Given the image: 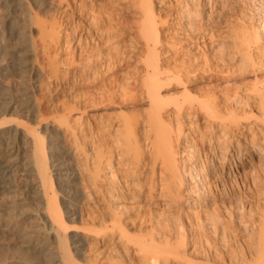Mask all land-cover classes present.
I'll return each mask as SVG.
<instances>
[{
    "label": "rangeland",
    "instance_id": "rangeland-1",
    "mask_svg": "<svg viewBox=\"0 0 264 264\" xmlns=\"http://www.w3.org/2000/svg\"><path fill=\"white\" fill-rule=\"evenodd\" d=\"M140 3L0 0V104L14 102L19 108H30L22 113L14 109L6 116L21 126L22 132L20 152L14 158L20 163V171L9 172L13 184L0 193V264H49L50 257L62 250L61 240L68 246L73 264H150L144 259L148 249L140 250L139 242L154 244L150 248L160 254L157 264H257L258 235L264 228V37L254 33L255 27L264 23V0H151L161 30L162 61L173 68L179 65L176 69H191L198 77L190 82L188 93L185 84L177 80L160 89L168 112L173 117L176 103L182 104L188 96L203 98L205 94L216 100L219 113L209 117L186 112L185 118L179 119L177 127L185 132L173 148L179 176L168 184L170 172L163 164H156L159 187L154 190L149 186L153 166L149 160L136 163L141 151H122L113 146L114 173L105 168L100 178L115 174L114 182L120 187L117 201L134 217L127 229L138 243L118 241L122 232L117 228L111 232L113 229L106 226L111 209L109 202L101 198L94 178L97 139L104 133L112 143L110 135L117 138L123 132L119 118L134 119L132 112L136 111V117L146 119L147 109L149 112L145 91L139 86L147 51L140 33L141 25L146 23ZM162 19L166 25L161 24ZM108 68L121 77L112 79L127 87L125 91L117 87L112 100L94 108L88 100L97 95V87L93 86V76L87 78L84 73L89 70L90 75V71L99 69L105 72ZM112 79L107 81L114 82ZM95 83L101 87L98 80ZM130 93L136 95L135 100ZM228 114L236 122L228 138L218 136ZM112 120L118 128L110 131L107 128ZM34 128L39 136L44 134L48 169L60 161L68 162L76 172L74 177L71 175L70 185L65 184L64 175L60 179L57 174L53 176L65 222V229L57 234L52 233L50 221L44 223L40 218L46 204L30 196L25 187L24 179L36 180V174L26 175L24 170L25 149L31 147L28 129ZM85 139L91 156L88 166L81 158ZM225 139L231 141V146L216 148L218 140ZM192 143L201 161L215 164L200 189L194 186L193 175L184 173L190 168L186 153ZM4 147L1 142L0 150ZM114 182L106 178L101 182L102 190ZM20 213H27L28 219ZM13 220L20 224L11 225ZM24 237L38 243L43 252L25 246ZM76 240L85 243L78 252Z\"/></svg>",
    "mask_w": 264,
    "mask_h": 264
},
{
    "label": "bare ground",
    "instance_id": "bare-ground-1",
    "mask_svg": "<svg viewBox=\"0 0 264 264\" xmlns=\"http://www.w3.org/2000/svg\"><path fill=\"white\" fill-rule=\"evenodd\" d=\"M140 2H141L140 6L143 8V11H144L143 13H145L144 15H146L145 16L146 23L141 25V28H140L141 32L140 33H142L144 36L147 51H146L145 57L143 59V61L146 64L145 65V71L141 72L140 79L139 78L138 79H139L140 84H141L139 86L140 87L143 86L142 90L144 89L143 91H145V100L147 101V103L149 105V107H148L149 112L147 109L148 115L146 116V119H140V118L135 116L137 114L136 111L132 112L135 110L134 109L135 107H133L131 112H132V114L135 113L134 116L132 117L134 119H125V117L119 118V121L122 124V130L124 133L121 132L120 134H122V135L117 137V138H114L112 136V134L110 135V138L107 137L110 139V141H112V143H110V142L108 143V140L103 135L104 133L100 134L101 138L99 136V138L97 139L98 140V153L96 156V166H95V172H94V178L96 180H98L99 185L98 184L97 185L99 186L98 191L100 193V196L102 199H105L109 202L110 209H111V217L109 220L110 223L107 224L106 226L113 229V231H111V232H114L115 231L114 229H116V228L119 232H122V234L119 237H117V240L118 241L124 240L126 242V245H130L131 243H133V244L138 243L134 239V237L128 233V229H127L129 221L132 222L135 219L131 215V213H126L124 211V205L119 203V201H117L118 200L117 191L119 190L120 187H118V184L116 182H114L115 174H111V172L109 171L111 175H109L108 177L105 176L103 179L100 178V176H102L105 168L110 169V170L114 169V161H115L114 157L115 156L113 154V146H115L116 148L119 147L120 150H122V151H126L127 149H134L136 151L137 150L141 151V156L138 157V159L136 160V163L139 164L140 162H144L146 160H149L148 163L153 166L151 173H150L151 178L149 177L151 180V183L149 182V186H150V189L154 190L156 187L157 188L159 187V184H158L159 182H158L157 178L155 177V172H156L155 171V165L156 164H158V163L163 164L164 168L170 172V174H169L170 179L168 180V184H171V182L174 183L179 176L180 171H179V167H178V164L176 162L175 154H174V150H173V148L176 146V142L181 137H183V135L185 133L182 129L183 127H179V125L177 127L176 123L178 121H180L179 119L182 116H183V118H185L184 116H185L186 112H190V113L195 112V116H197V114H205L206 116H209V117L215 116L216 114L219 113V107L216 104V100L214 101V99L209 98L211 96H209L208 94H207V96H209V97H205V94H204L203 98H199V97H197V95L195 97V95H194V97L188 96L189 98L186 99V96H184L183 98H185L186 100L183 99L184 102L182 104L176 103V106H174V107H176V109H175L176 111H174L176 114L174 113L175 115H173V117H172V113L168 112L169 107H168V105H166L162 101L161 95H160V89L164 85L171 83V81L177 80V81H180L181 83L185 84V86H184L185 90H186V92L187 91L189 92L188 87L190 85V82L194 79L196 80L198 77L196 76V73H194V71H191V69L189 70L188 67H187L188 70H185V67L183 68V66H181V68L176 69V67H178L179 65H177L175 68H173V67H169V65H166V63L162 61V59H161L162 53L159 51L160 50L159 45L161 43L159 37H160L161 30L158 27L159 22L157 21L155 12L153 11V6L150 3L151 0H140ZM160 22H161V24L166 25L167 21L162 19V20H160ZM95 29H97V28H94V30ZM193 30H191V31H193ZM184 31H186V29H184ZM254 34L257 36L264 37V23L259 27L258 26L255 27V33ZM101 37H102V35H101ZM116 48L118 50V47H116ZM117 50H116V52H118ZM23 51H25V50H23ZM84 52H85V50H84ZM22 53H24V52H22ZM123 55H125V53H123ZM0 56H1L0 57V65H1L2 60H3V54L1 51H0ZM124 57H126V56H124ZM112 69L115 71L114 67ZM112 69L108 68L107 69L108 71L106 70L105 72H101L100 69L96 70L97 72L96 71L95 72L90 71V75H88L89 70L87 73L86 72L84 73V77L89 78V77L93 76L94 81L92 80V78H90V79L94 82V84L92 82L93 86L97 87L96 88L97 89L96 90L97 95L93 94V95H95L94 96L95 98L92 96L93 98L92 99L90 98L91 100L90 99L88 100V105L95 106L94 108H96V107L99 108V106L101 107L103 105V103L105 104V100H110V99L112 100L113 97H115L114 95H116L115 92L117 91V90L115 91V89L117 87L119 88V86H122V88L125 91L127 84L122 85V81L120 79L119 80L121 82L116 83L118 81H115L114 79L117 80V76H119V74L117 75L115 72H113ZM110 70H112V72ZM135 73L138 74L139 72L138 73L135 72ZM121 75H123V74H121ZM132 75H130V76H132ZM112 77L114 79H112ZM133 77H131V78H133ZM108 79L109 80L112 79V81L114 80L115 83L111 82V81H107ZM138 79H137V81H138ZM91 80H89V81L91 82ZM97 80L99 83H101V87H99L98 85H95V84H97V83H95V82H97ZM184 80H186L187 83H184L183 82ZM137 81H135V82L137 83ZM139 81H138V83H139ZM84 82H86V81H84ZM191 84H192V82H191ZM128 87H130V85ZM131 88H134V87H131ZM123 89H122V92H123ZM129 90H130V88H129ZM133 90L134 89H131L130 92H132ZM93 92H94V89H93ZM133 92H132V94L134 95ZM86 93H85V96L87 98L88 95ZM125 93L126 92H124L122 94L124 95ZM132 94L130 93L129 96H131ZM133 95H132V97H134ZM123 98H127V97H123ZM129 99L131 100V98H129ZM135 99H136V95L134 98H132V100H135ZM126 100H128V99H126ZM14 109H17V111L19 110V112L22 113L25 111L27 112V110L29 111L30 108L27 109L26 105L20 106V108H19V105L15 104L14 102L13 103L9 102L4 106L2 104H0V143L3 142L5 144V147L0 150V193L7 191V189L11 188V186L13 184V182L11 181L12 179L10 178L9 172L10 173L12 172L13 174H17L20 171V169H19L20 163L18 161L16 162L14 160V158H16L20 152V150H19V147H20L19 137L20 136L19 135H21L20 133L22 132L21 126H19L18 124H15L12 119H9L6 117L7 114H9V112H12ZM123 112L124 111H122V113ZM125 112H127V116L131 115L130 112H129V114H128V111H125ZM122 113L119 112V114L121 116H123V114H125V113H123V114ZM120 115H118V116H120ZM165 115H168V118H165L164 117ZM227 116L228 117L226 118V123L224 124L223 128L220 129V131H218V133H219L218 136H227V138H228L229 132L233 126L232 124H233V122H236V121L230 120L232 118L231 114L230 115L228 114ZM262 120L264 121V114L262 116ZM106 124H108V123H106ZM133 125H140L142 127L141 128L142 130L141 129H139V130L133 129L132 128ZM175 125L177 128L175 127ZM102 126L105 127L104 124ZM107 126L108 125H106V127ZM83 127L84 126H82V128ZM103 127L101 128L99 126V128L105 129ZM111 128H118L116 121L112 120L110 123V126H109V128H107V130H110ZM101 129H100V131L105 132L104 130H101ZM28 130H29L28 132L30 133V136H29V133L28 132L27 133L31 139V147L29 146L30 149H28V150H27V148L25 149L26 150L25 156H27V166L24 170H25L26 175H35L36 174V177H35L36 180L24 179V180H26L25 181V185H26L25 187L28 189L30 196H32L33 198L38 199V200H40V202H44L46 204L45 212H42V213H44V215L42 214V216L40 218L44 223H48L50 221L51 225H52V226L50 225V229H51L52 233L57 234L59 232H62V230L65 229V222L63 219L64 213L61 210V208L58 204V201L56 199V195L58 194V192L53 187V176H54V174H57L58 175L57 179H60L64 175V177L62 179L65 178V181L67 182L65 184L70 185L71 184L70 183L71 177L72 176L74 177L76 172L73 171L74 169L71 168L72 166L69 165L68 162H67V164H65V163L60 162V161L53 163L51 165L52 169L49 170L47 167L48 162H47V156H46L45 146H44V142H45L44 137H43L44 134L39 136V134H38L39 131L36 128L28 129ZM83 130H85V127ZM85 132H86V130H85ZM84 135H86L85 137H87L86 133ZM116 135H115V137H116ZM28 136L26 138H28ZM23 139H25V138H23ZM87 143L88 142L85 139L81 144V154H82L81 158L83 159V162L86 166H88L89 160L91 159L90 158L91 156L88 152ZM109 144H111V145H109ZM142 144L146 145L147 148L145 147V150L142 148ZM223 146L224 147L226 146V148H229L231 146V141L229 139H225L224 141L218 140V143L216 144V148L220 149V148H223ZM259 146L256 148H259ZM119 148H118V150H119ZM142 150H144V151H142ZM228 150L229 149L226 150V154L228 153ZM197 153H198L197 147H196L195 143H192V147L188 150V153H186L190 168H187V169L185 168L184 173L186 171L187 172L189 171L190 174L189 173L188 174L193 175L192 178L194 180H192V181H194V186L198 187L200 189L204 185L203 184L204 178H207V176L215 170L214 169L215 164L214 165L211 163L206 164L204 161H201L200 155L199 154L197 155ZM121 154H124V153H121ZM23 157L24 156H22V158ZM136 169H139V167H137ZM70 170H72V171H70ZM141 171H143V170H141ZM199 172H201V175L199 174ZM113 173H114V170H113ZM132 175L134 176V174H132ZM106 178L110 179L114 183H113L112 187H107L105 189V191H103L101 188V182L103 180H105ZM187 183H188V181H187ZM183 184H184V182H183ZM167 187H168V185H167ZM167 189H171V188L169 187ZM198 200H203V199L200 198ZM20 214H22V217L24 218L27 213H20ZM103 214H104V210L101 208L100 209V216L102 219H104ZM27 219H28V217H25V220H27ZM10 223H11V225H15V226L20 224V222H16L15 220L10 221ZM118 228H121L122 230L118 229ZM123 230L125 231L124 233H123ZM88 233L86 231H84V234H88ZM23 242L25 243V246L32 247L34 250H37L39 253L43 252V250H42L43 248H40V245L38 243H34L31 240L26 241L25 237L23 238ZM60 242L64 243L62 245V250H60L59 253L55 252V254L56 253L57 254L56 255L54 254L55 255L54 257H52V256L50 257L49 264H73V259L71 257V252L69 251L68 246L66 245V243L63 240H61ZM75 244L76 245H74V246L76 247L77 252L81 251L85 245V243L80 241V240H76ZM138 244H140V250L145 251V249H148L146 251L145 257H144L145 261H147L150 264L159 263L160 254H158L155 249L150 248L152 246L154 247L153 243L151 244V243L139 242ZM258 246H259V249H258V253L256 256L257 264H264V228L261 229V232L258 235ZM32 254H34V253H32ZM28 255L30 257L32 256L31 254H28ZM166 258H167V256H166Z\"/></svg>",
    "mask_w": 264,
    "mask_h": 264
}]
</instances>
